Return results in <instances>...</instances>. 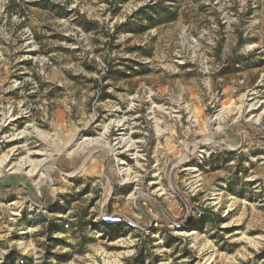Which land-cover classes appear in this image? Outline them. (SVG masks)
Here are the masks:
<instances>
[{
    "label": "rangeland",
    "instance_id": "374dc122",
    "mask_svg": "<svg viewBox=\"0 0 264 264\" xmlns=\"http://www.w3.org/2000/svg\"><path fill=\"white\" fill-rule=\"evenodd\" d=\"M3 155L0 264H264V0H0Z\"/></svg>",
    "mask_w": 264,
    "mask_h": 264
},
{
    "label": "bare ground",
    "instance_id": "6f19581e",
    "mask_svg": "<svg viewBox=\"0 0 264 264\" xmlns=\"http://www.w3.org/2000/svg\"><path fill=\"white\" fill-rule=\"evenodd\" d=\"M224 111H226V110H224ZM224 113L225 112H223V114ZM12 120L10 119V122H12ZM116 124L118 127H120L119 131H121V132L118 134V137L115 139V143L113 144L114 147L110 146L109 151L112 155H114L117 159H119V165H121L120 172H121V175L126 177L125 181H127L130 184H134V185L138 186V183L140 182L139 174L136 173L130 167V165L128 164L129 161L127 159V156L131 153L132 155H134V159L136 160V156L138 155L137 146H136L135 142L132 141L131 136L127 135V133H125L126 128H127L126 122L124 120H122L119 122L117 121ZM108 128L109 127L105 128V131H103L101 138L99 137L95 141L89 140V142L84 143L83 146L77 145L76 149H74L73 151H71L69 153L72 154L75 151L84 152L86 150V148L93 146V145L94 146L98 145V146L102 147L103 144L101 145V140H103L104 135L108 131ZM22 135H23V133L21 134V136ZM108 148H109L108 145H104L102 147V149H108ZM133 151H134V153H133ZM30 155H31V153L27 157L22 158L19 163L10 165L8 167L9 170H12L13 172H25L27 175H30V176H39L40 179L37 180L36 184H38L42 180L41 178L50 179V174L55 169V165L47 164L49 161V158H44L40 161H36V160L30 159ZM121 155H124L126 157L122 158ZM91 157L92 156H87V162L88 161L96 162V159L91 158ZM10 160H11V157H8L7 155H3L1 157V159H0V175L2 174V168L4 166L8 165L10 163ZM86 165L87 164L84 163V165L81 168H79V172H87ZM157 174H158V172H157ZM157 174H156V176L159 178V176ZM64 175L66 177H73L75 174L70 173V174H64Z\"/></svg>",
    "mask_w": 264,
    "mask_h": 264
},
{
    "label": "crops",
    "instance_id": "0c3cea01",
    "mask_svg": "<svg viewBox=\"0 0 264 264\" xmlns=\"http://www.w3.org/2000/svg\"><path fill=\"white\" fill-rule=\"evenodd\" d=\"M74 167H75V162H73V160L71 161L58 160V162H56V169L57 172L59 173L70 171ZM12 179H17V178L10 176L7 177L5 181H3L4 183L0 187V195L10 193L13 190L14 181Z\"/></svg>",
    "mask_w": 264,
    "mask_h": 264
},
{
    "label": "built area",
    "instance_id": "2783aa9c",
    "mask_svg": "<svg viewBox=\"0 0 264 264\" xmlns=\"http://www.w3.org/2000/svg\"><path fill=\"white\" fill-rule=\"evenodd\" d=\"M143 89H144L143 91H147V90H149V88L146 87V86H144ZM154 107H156V108H160L161 106L155 105Z\"/></svg>",
    "mask_w": 264,
    "mask_h": 264
}]
</instances>
